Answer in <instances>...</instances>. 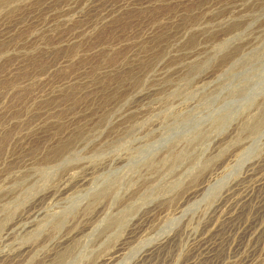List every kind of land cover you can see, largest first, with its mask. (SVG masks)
<instances>
[{
	"label": "rangeland",
	"instance_id": "obj_1",
	"mask_svg": "<svg viewBox=\"0 0 264 264\" xmlns=\"http://www.w3.org/2000/svg\"><path fill=\"white\" fill-rule=\"evenodd\" d=\"M0 264H264V0H0Z\"/></svg>",
	"mask_w": 264,
	"mask_h": 264
},
{
	"label": "bare ground",
	"instance_id": "obj_2",
	"mask_svg": "<svg viewBox=\"0 0 264 264\" xmlns=\"http://www.w3.org/2000/svg\"><path fill=\"white\" fill-rule=\"evenodd\" d=\"M158 245V244H157ZM155 247V246H154ZM159 247V246H158ZM155 249L152 247V248H150L149 250H147V251H145V253L144 254H146V253H150V252H152V251H154Z\"/></svg>",
	"mask_w": 264,
	"mask_h": 264
}]
</instances>
